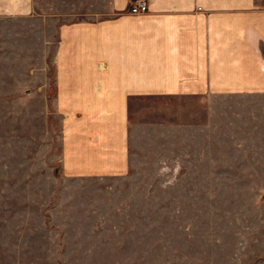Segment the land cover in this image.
<instances>
[{"label":"rangeland","instance_id":"1","mask_svg":"<svg viewBox=\"0 0 264 264\" xmlns=\"http://www.w3.org/2000/svg\"><path fill=\"white\" fill-rule=\"evenodd\" d=\"M27 45L26 21L0 19V264H264V97L132 106L147 135L128 174L64 178L27 107Z\"/></svg>","mask_w":264,"mask_h":264},{"label":"crops","instance_id":"2","mask_svg":"<svg viewBox=\"0 0 264 264\" xmlns=\"http://www.w3.org/2000/svg\"><path fill=\"white\" fill-rule=\"evenodd\" d=\"M146 1L133 16L131 0H0V19L27 23L24 93L32 122L54 123L56 175L128 174L147 135L132 106L264 97V0Z\"/></svg>","mask_w":264,"mask_h":264},{"label":"built area","instance_id":"3","mask_svg":"<svg viewBox=\"0 0 264 264\" xmlns=\"http://www.w3.org/2000/svg\"><path fill=\"white\" fill-rule=\"evenodd\" d=\"M147 11L148 3L146 0H132L128 7V13L133 16L143 15Z\"/></svg>","mask_w":264,"mask_h":264}]
</instances>
